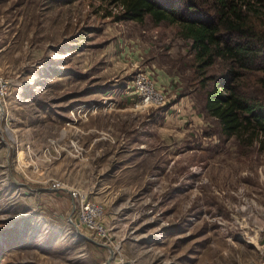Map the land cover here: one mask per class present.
Masks as SVG:
<instances>
[{"label":"rangeland","instance_id":"obj_1","mask_svg":"<svg viewBox=\"0 0 264 264\" xmlns=\"http://www.w3.org/2000/svg\"><path fill=\"white\" fill-rule=\"evenodd\" d=\"M119 11L0 0L1 264H264V149L208 115L178 24ZM140 71L166 105H139ZM76 186L105 205L106 241L80 224Z\"/></svg>","mask_w":264,"mask_h":264},{"label":"trees","instance_id":"obj_2","mask_svg":"<svg viewBox=\"0 0 264 264\" xmlns=\"http://www.w3.org/2000/svg\"><path fill=\"white\" fill-rule=\"evenodd\" d=\"M111 1L120 7L117 21L142 23L150 15L178 24L192 42L208 115L225 135L264 149V0Z\"/></svg>","mask_w":264,"mask_h":264},{"label":"built area","instance_id":"obj_3","mask_svg":"<svg viewBox=\"0 0 264 264\" xmlns=\"http://www.w3.org/2000/svg\"><path fill=\"white\" fill-rule=\"evenodd\" d=\"M160 85L162 84H158L149 71L138 72L132 80V88L139 97V105H166L169 101L168 89ZM10 89V80L0 74V101L6 110ZM55 186L65 188L61 183H56ZM69 193L74 201L76 214L82 227L90 231L96 239L106 241L109 238V231L105 223V205L92 199L91 193L80 187L69 188Z\"/></svg>","mask_w":264,"mask_h":264},{"label":"water","instance_id":"obj_4","mask_svg":"<svg viewBox=\"0 0 264 264\" xmlns=\"http://www.w3.org/2000/svg\"><path fill=\"white\" fill-rule=\"evenodd\" d=\"M0 112H1V114H4L5 113V107H4V105H3V103L1 101H0ZM80 234L83 235L82 233H80ZM83 236H85V235H83ZM90 240L93 241L91 238H90ZM93 242H96V241H93ZM98 244H101V243H98ZM101 245H103V244H101ZM109 249L111 251V255L114 256V254H115L114 249L111 248V247H109Z\"/></svg>","mask_w":264,"mask_h":264},{"label":"crops","instance_id":"obj_5","mask_svg":"<svg viewBox=\"0 0 264 264\" xmlns=\"http://www.w3.org/2000/svg\"><path fill=\"white\" fill-rule=\"evenodd\" d=\"M162 75H165L166 76V74H164L162 72H158V75L157 76L159 77V79L161 80V82L165 83L164 82V77Z\"/></svg>","mask_w":264,"mask_h":264},{"label":"bare ground","instance_id":"obj_6","mask_svg":"<svg viewBox=\"0 0 264 264\" xmlns=\"http://www.w3.org/2000/svg\"><path fill=\"white\" fill-rule=\"evenodd\" d=\"M6 109V108H5Z\"/></svg>","mask_w":264,"mask_h":264}]
</instances>
